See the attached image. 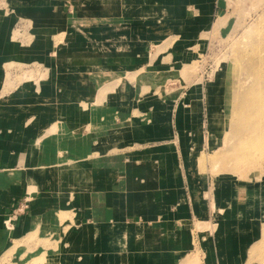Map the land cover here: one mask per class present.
Masks as SVG:
<instances>
[{
    "label": "crops",
    "instance_id": "crops-1",
    "mask_svg": "<svg viewBox=\"0 0 264 264\" xmlns=\"http://www.w3.org/2000/svg\"><path fill=\"white\" fill-rule=\"evenodd\" d=\"M222 4L157 0L163 27L152 34L150 0H0V255L23 241L20 253L44 264H182L214 208L236 214L220 223L214 248L204 244L206 263H243L264 190L228 181L213 201L191 111L179 96L148 95L118 76L144 60L156 35L180 37L182 53L225 21ZM124 10L143 20L125 21ZM119 16L124 29L113 26ZM197 101L208 111L215 97ZM30 193L27 213L12 221ZM254 209L260 217L248 218ZM227 238L233 248L221 246Z\"/></svg>",
    "mask_w": 264,
    "mask_h": 264
},
{
    "label": "rangeland",
    "instance_id": "rangeland-1",
    "mask_svg": "<svg viewBox=\"0 0 264 264\" xmlns=\"http://www.w3.org/2000/svg\"><path fill=\"white\" fill-rule=\"evenodd\" d=\"M118 1L119 3L126 2V0ZM150 2L152 9L157 8V0H150ZM105 3L102 7L104 13H107L112 7L109 5L110 1ZM122 8L126 9L127 6L122 5ZM221 8L227 14V16H223L225 21L222 20L213 28H209L207 33L201 32L200 35L203 36L198 35L196 41L188 44L187 46H192L189 49H186L187 46H185L182 53L175 52L178 51L175 46L180 37L174 36L173 33H168L161 38L156 35V38L152 37L151 42L145 45L147 51L144 60L138 59L133 69L124 70L125 73L118 75L122 80L132 83L137 88L141 86L142 93L157 94L161 99H175L176 96H179L181 99L179 108L182 103L185 110L191 111L190 115L186 117L188 125L199 126V144L198 150L194 151V156L196 155L198 172L210 177L213 201L215 192H224L228 181L236 182L242 187L246 186L254 191L264 190V156L260 147L256 145L253 147V151L252 144L246 147L242 145L243 140L240 141L236 138L230 142L231 128L228 126L234 100L245 94L252 85L249 80L251 68H259L264 71V0H224ZM124 12L125 21L129 20L130 22L135 18L139 22L143 20L137 15L131 17L130 12L126 10ZM151 13L150 17L155 18L153 24L156 23L154 26H157L155 30H152V34H154L159 30L157 29L159 25L162 28L163 24L162 21L160 24L157 19L160 14L158 8ZM118 18H114V28L124 29L128 24L123 22L121 16ZM139 44L136 46L142 48V44ZM259 58H261V62H258ZM32 77V74H24V79ZM42 77L40 74V78ZM203 94L214 95L215 101L209 103L208 111L203 110L202 112V105L204 109L206 103L197 100L202 99ZM188 97L194 101L188 103L186 101ZM195 105H197L196 108H194ZM194 109H198L200 113H196L199 119L198 124L195 121ZM147 120L148 118H146ZM206 137L210 139L209 147H207ZM242 139H246V137ZM246 141L250 140L246 139ZM255 148L257 149L255 150ZM258 152L262 155L260 156ZM261 158L263 159L261 160ZM219 187L221 188L219 189ZM231 187L233 186L226 189ZM31 200L32 193L28 194V197L13 210L10 217L12 221H17L20 217L25 216ZM210 210L209 224L205 222V225L201 223L199 225L200 246L198 250L188 256L182 264H207L204 258V246L210 242H215L217 245V236L215 235L218 234L220 223L222 226L228 224L223 220H227L230 214H236L231 211L220 214L218 209L214 208ZM253 211H247L248 218L260 217V209ZM241 212L243 214V209ZM257 228L254 235H249L250 237L246 235L248 239H251L246 242V246L241 244V247L246 250L242 264H264V218L259 222ZM229 240L232 241L227 238L225 243L227 246H221L223 248L230 247ZM218 241L222 243L225 239ZM23 244L26 245L22 241L10 246L8 251L0 255V264H44L45 260L42 258L30 256L33 251L25 250L21 254L19 247L24 249Z\"/></svg>",
    "mask_w": 264,
    "mask_h": 264
},
{
    "label": "bare ground",
    "instance_id": "bare-ground-1",
    "mask_svg": "<svg viewBox=\"0 0 264 264\" xmlns=\"http://www.w3.org/2000/svg\"><path fill=\"white\" fill-rule=\"evenodd\" d=\"M260 59L261 58H259V60ZM258 62H261V60ZM251 69L252 70L249 74V80L251 81L252 85L250 89L247 90L245 94L238 96L236 100H234V106L228 124V126L231 128L229 139L230 142L236 138L240 141L243 140L242 145L245 147L252 144L251 149H253V147H256L257 145L258 147H260L259 149L264 156V71L260 70L259 68L256 69L253 67ZM230 102V106L232 107V101L230 100ZM243 137H246V139H249L250 141L248 142L246 141V139H242ZM256 149L257 148H255V150ZM262 154L260 153V156ZM262 159L263 158H261V160Z\"/></svg>",
    "mask_w": 264,
    "mask_h": 264
}]
</instances>
